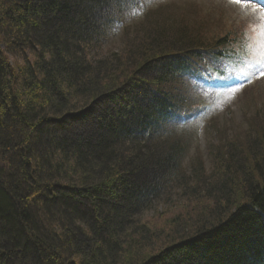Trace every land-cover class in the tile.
Masks as SVG:
<instances>
[{
	"label": "trees",
	"instance_id": "trees-1",
	"mask_svg": "<svg viewBox=\"0 0 264 264\" xmlns=\"http://www.w3.org/2000/svg\"><path fill=\"white\" fill-rule=\"evenodd\" d=\"M148 1L0 0V264H264V119L209 173L198 159L182 173L172 131L242 23L205 38L185 4ZM114 31L131 45L95 54ZM176 181L194 203L145 218Z\"/></svg>",
	"mask_w": 264,
	"mask_h": 264
},
{
	"label": "rangeland",
	"instance_id": "rangeland-1",
	"mask_svg": "<svg viewBox=\"0 0 264 264\" xmlns=\"http://www.w3.org/2000/svg\"><path fill=\"white\" fill-rule=\"evenodd\" d=\"M165 1H168V4H185L183 9L185 13L199 20H207V25L204 27L205 38L207 35L218 36L214 28L215 24L243 21L241 31L246 32L249 42V57L245 60L244 66L234 76H228L224 82L215 79L216 83L211 84L209 88L211 94L205 95L201 102L202 109L196 118V127L184 132L180 130L179 133L183 140H187L189 147L186 160L182 164V173L185 176L189 175L191 164H194L193 160L198 158L201 159L205 172L209 173L212 164L211 154L216 151L217 146L225 145L235 135L243 136L244 129L250 121L259 122L264 119V76L260 75V70H264V34H262L264 33V7L249 0ZM172 9L179 10L178 7H172ZM118 33V31L112 32V37L102 46V50L96 51L95 54L102 55L119 47L120 50L128 48L131 45L130 38L133 33L130 37L119 36ZM2 52L9 64L13 65L16 62L19 67L22 65L23 61L14 49L4 46ZM29 55L26 51L24 58L26 59ZM79 138L87 140L92 138V133H81ZM211 179L213 182L216 178ZM151 192L152 187L141 191L131 203H137ZM195 200L196 194L183 190V186L176 181L167 188L165 195L158 202H153L146 207L144 217L150 218L153 222V218L161 212L177 214L187 203Z\"/></svg>",
	"mask_w": 264,
	"mask_h": 264
},
{
	"label": "snow or ice",
	"instance_id": "snow-or-ice-1",
	"mask_svg": "<svg viewBox=\"0 0 264 264\" xmlns=\"http://www.w3.org/2000/svg\"><path fill=\"white\" fill-rule=\"evenodd\" d=\"M262 34H264V33H262ZM260 75L264 76V70H260Z\"/></svg>",
	"mask_w": 264,
	"mask_h": 264
},
{
	"label": "bare ground",
	"instance_id": "bare-ground-1",
	"mask_svg": "<svg viewBox=\"0 0 264 264\" xmlns=\"http://www.w3.org/2000/svg\"><path fill=\"white\" fill-rule=\"evenodd\" d=\"M187 181V180H186ZM186 186V185H185ZM187 187V186H186Z\"/></svg>",
	"mask_w": 264,
	"mask_h": 264
}]
</instances>
